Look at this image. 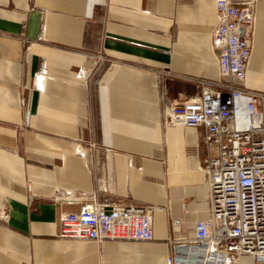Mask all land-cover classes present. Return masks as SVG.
Here are the masks:
<instances>
[{"label": "crops", "instance_id": "crops-1", "mask_svg": "<svg viewBox=\"0 0 264 264\" xmlns=\"http://www.w3.org/2000/svg\"><path fill=\"white\" fill-rule=\"evenodd\" d=\"M250 10L244 86L264 93V0ZM214 22V0H0V264H165L182 247L208 215L201 129L163 112L188 78H217ZM92 199L152 206V238L59 237Z\"/></svg>", "mask_w": 264, "mask_h": 264}, {"label": "built area", "instance_id": "built-area-1", "mask_svg": "<svg viewBox=\"0 0 264 264\" xmlns=\"http://www.w3.org/2000/svg\"><path fill=\"white\" fill-rule=\"evenodd\" d=\"M251 3L214 0L210 41L217 78H188L193 91L163 112L167 124L200 127L199 169L208 189V215L179 238L182 247L173 245L165 264H235L242 254L264 264V93L244 86ZM153 210L129 200L108 204L92 199L81 203L77 213L61 216L58 236L147 241Z\"/></svg>", "mask_w": 264, "mask_h": 264}, {"label": "bare ground", "instance_id": "bare-ground-1", "mask_svg": "<svg viewBox=\"0 0 264 264\" xmlns=\"http://www.w3.org/2000/svg\"><path fill=\"white\" fill-rule=\"evenodd\" d=\"M42 78H43V77H42V76H40V81L42 80Z\"/></svg>", "mask_w": 264, "mask_h": 264}]
</instances>
